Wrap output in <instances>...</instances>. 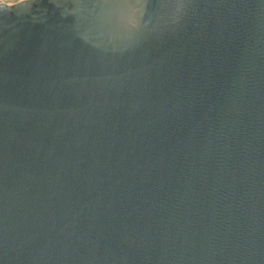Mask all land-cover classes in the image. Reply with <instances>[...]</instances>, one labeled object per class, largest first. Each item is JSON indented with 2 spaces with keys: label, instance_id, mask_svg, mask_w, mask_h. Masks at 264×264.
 <instances>
[{
  "label": "water",
  "instance_id": "95a60500",
  "mask_svg": "<svg viewBox=\"0 0 264 264\" xmlns=\"http://www.w3.org/2000/svg\"><path fill=\"white\" fill-rule=\"evenodd\" d=\"M0 264H264V0L0 2Z\"/></svg>",
  "mask_w": 264,
  "mask_h": 264
},
{
  "label": "rangeland",
  "instance_id": "374dc122",
  "mask_svg": "<svg viewBox=\"0 0 264 264\" xmlns=\"http://www.w3.org/2000/svg\"><path fill=\"white\" fill-rule=\"evenodd\" d=\"M19 0H0V2H4V3H8V4H12V3H15Z\"/></svg>",
  "mask_w": 264,
  "mask_h": 264
},
{
  "label": "flooded vegetation",
  "instance_id": "af4514ba",
  "mask_svg": "<svg viewBox=\"0 0 264 264\" xmlns=\"http://www.w3.org/2000/svg\"><path fill=\"white\" fill-rule=\"evenodd\" d=\"M20 1V0H19Z\"/></svg>",
  "mask_w": 264,
  "mask_h": 264
}]
</instances>
